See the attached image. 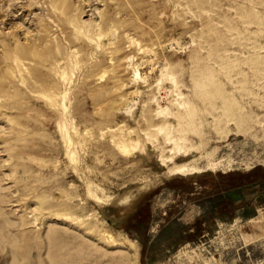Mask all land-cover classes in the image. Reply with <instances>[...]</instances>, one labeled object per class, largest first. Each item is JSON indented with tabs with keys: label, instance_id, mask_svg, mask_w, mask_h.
Segmentation results:
<instances>
[{
	"label": "rangeland",
	"instance_id": "obj_1",
	"mask_svg": "<svg viewBox=\"0 0 264 264\" xmlns=\"http://www.w3.org/2000/svg\"><path fill=\"white\" fill-rule=\"evenodd\" d=\"M0 264H264V0H0Z\"/></svg>",
	"mask_w": 264,
	"mask_h": 264
}]
</instances>
